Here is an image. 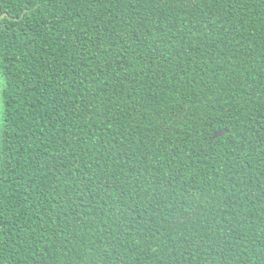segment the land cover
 <instances>
[{
  "label": "trees",
  "instance_id": "obj_1",
  "mask_svg": "<svg viewBox=\"0 0 264 264\" xmlns=\"http://www.w3.org/2000/svg\"><path fill=\"white\" fill-rule=\"evenodd\" d=\"M0 264H264V0H0Z\"/></svg>",
  "mask_w": 264,
  "mask_h": 264
},
{
  "label": "water",
  "instance_id": "obj_2",
  "mask_svg": "<svg viewBox=\"0 0 264 264\" xmlns=\"http://www.w3.org/2000/svg\"><path fill=\"white\" fill-rule=\"evenodd\" d=\"M5 15H6V13L3 14V16H5ZM225 133H226V130L225 129L219 130V131L215 132L212 135V138H217V137H219V136H221V135H223Z\"/></svg>",
  "mask_w": 264,
  "mask_h": 264
}]
</instances>
